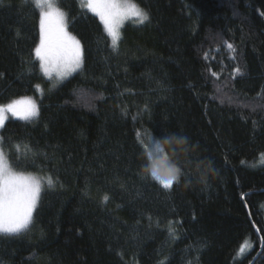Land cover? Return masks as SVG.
<instances>
[{"label":"trees","instance_id":"obj_1","mask_svg":"<svg viewBox=\"0 0 264 264\" xmlns=\"http://www.w3.org/2000/svg\"><path fill=\"white\" fill-rule=\"evenodd\" d=\"M131 1L148 20L114 46L79 0H56L83 63L50 88L40 9L0 0V105L39 109L10 117L0 147L42 183L0 264H264V0ZM157 142L161 172L180 169L171 189L150 174Z\"/></svg>","mask_w":264,"mask_h":264},{"label":"snow or ice","instance_id":"obj_2","mask_svg":"<svg viewBox=\"0 0 264 264\" xmlns=\"http://www.w3.org/2000/svg\"><path fill=\"white\" fill-rule=\"evenodd\" d=\"M35 3L41 9L40 44L34 50L35 56L40 61V67L47 74L53 51L59 53L57 71L63 79L82 65L80 41L68 31L67 14L54 3V0H35ZM83 6L100 17L114 45L120 39L119 29L125 19L134 17L139 23L148 20L147 12L136 4L129 3L128 0H86ZM226 46L234 51L232 44L229 43ZM235 71L239 73L240 70L237 68ZM213 75L215 76L216 73ZM9 113L22 120H31L39 115V109L30 98L13 100L8 104L0 105V127L4 126ZM151 139L152 137L149 136V140ZM145 150L147 151L146 146ZM148 161L156 162L150 174L163 188L171 189L173 183L178 182L180 169L174 166L168 167L166 169L168 177L162 178L160 173L167 164V156L158 142L148 152ZM142 166L148 167L147 164ZM52 183L53 181L49 179V186ZM41 192V181L14 172L0 148V234H20L29 228Z\"/></svg>","mask_w":264,"mask_h":264},{"label":"rangeland","instance_id":"obj_3","mask_svg":"<svg viewBox=\"0 0 264 264\" xmlns=\"http://www.w3.org/2000/svg\"><path fill=\"white\" fill-rule=\"evenodd\" d=\"M34 2H35V0H33ZM79 2L81 3V5L83 6L85 3H86V0H79ZM128 2L129 3H133L131 0H128ZM54 3L56 4V0H54ZM134 4V3H133ZM85 7V6H84ZM39 8V7H38ZM90 13H92L93 15H95L96 17H98L99 19H100V17L95 13V12H93V11H91L90 9H88L87 7H85ZM40 9V8H39ZM40 12H41V9H40ZM100 21H101V19H100ZM102 22V21H101ZM128 22H134V23H139L138 21H137V19L136 18H134V17H129V18H127V19H125L124 21H123V24H122V26H121V28L119 29V32H120V35H121V29H122V27L126 24V23H128ZM145 22V21H144ZM103 23V22H102ZM120 40V39H119ZM118 40V41H119ZM118 41H117V43H118ZM116 43V44H117ZM116 44L114 45V46H116ZM82 49V48H81ZM58 57H59V53H57L55 50L53 51V53H52V60H51V62H50V65H49V72L46 74L44 71H43V69H42V72H43V75H44V77H45V79L48 81V83H49V87L50 88H53L54 86H56L57 84H59L60 82H62L63 80H65V79H67V78H69V77H71L72 75H74L76 72H78L81 68H82V65H81V67L79 68V69H77L75 72H73V73H71L70 75H68L67 77H65V78H63V79H61V77L58 75V71H57V68H58V64H59V59H58ZM82 57H83V54H82ZM83 63V62H82ZM44 91H45V89L43 88V86L42 85H40L39 87H38V93L40 94V95H42L43 93H44ZM21 99H23V98H21ZM30 99H32L35 103H36V99H34V98H30ZM19 100V99H18ZM10 117H13L10 113L8 114V118L5 120V122H4V124L6 123V121L10 118ZM35 118H36V116L35 117H33L31 120H26V121H33V120H35ZM1 128L2 127H0V130H1ZM1 148V147H0ZM161 174V176H162V178H167L166 177V174H163L162 172L160 173ZM21 175H24V176H26V177H34V178H37L38 179V177H36V176H34V175H26V174H21ZM36 208V207H35ZM34 211H35V209H34ZM34 211H33V213H34ZM249 243H246L244 246L246 247L247 245H248ZM243 246V247H244ZM243 247L241 248V250L243 249ZM245 251H248V248H244V252Z\"/></svg>","mask_w":264,"mask_h":264},{"label":"clouds","instance_id":"obj_4","mask_svg":"<svg viewBox=\"0 0 264 264\" xmlns=\"http://www.w3.org/2000/svg\"><path fill=\"white\" fill-rule=\"evenodd\" d=\"M156 162H150V165H149V170L151 171V168L152 166L155 164Z\"/></svg>","mask_w":264,"mask_h":264}]
</instances>
